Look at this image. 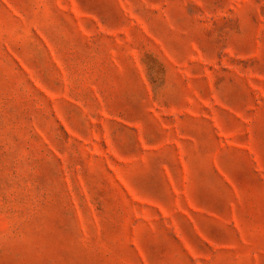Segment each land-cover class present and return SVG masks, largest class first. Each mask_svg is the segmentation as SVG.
<instances>
[{"label":"rangeland","instance_id":"374dc122","mask_svg":"<svg viewBox=\"0 0 264 264\" xmlns=\"http://www.w3.org/2000/svg\"><path fill=\"white\" fill-rule=\"evenodd\" d=\"M0 264H264V0H0Z\"/></svg>","mask_w":264,"mask_h":264}]
</instances>
